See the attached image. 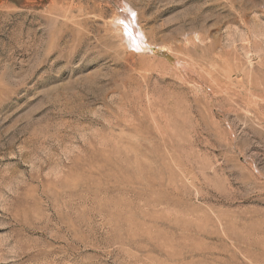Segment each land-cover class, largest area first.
<instances>
[{
	"label": "rangeland",
	"instance_id": "1",
	"mask_svg": "<svg viewBox=\"0 0 264 264\" xmlns=\"http://www.w3.org/2000/svg\"><path fill=\"white\" fill-rule=\"evenodd\" d=\"M0 264H264V0H0Z\"/></svg>",
	"mask_w": 264,
	"mask_h": 264
},
{
	"label": "bare ground",
	"instance_id": "2",
	"mask_svg": "<svg viewBox=\"0 0 264 264\" xmlns=\"http://www.w3.org/2000/svg\"><path fill=\"white\" fill-rule=\"evenodd\" d=\"M129 21H131V20H129ZM122 22H123V20H122ZM124 24H125V22H124ZM125 25L126 26L123 28L125 29V33H126L127 45H129L134 50H137V51L142 50L143 49L142 48L143 40H142L141 36H139V34H135L134 29H132L128 23H126Z\"/></svg>",
	"mask_w": 264,
	"mask_h": 264
}]
</instances>
